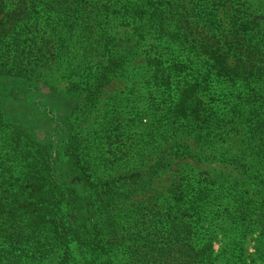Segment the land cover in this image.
I'll use <instances>...</instances> for the list:
<instances>
[{"label":"trees","instance_id":"16d2710c","mask_svg":"<svg viewBox=\"0 0 264 264\" xmlns=\"http://www.w3.org/2000/svg\"><path fill=\"white\" fill-rule=\"evenodd\" d=\"M126 78L146 107L125 97L128 110L114 102L90 126ZM200 122L208 149L240 124L263 141L264 0H0V264H264L247 254L258 227L230 173L179 167L153 209L133 200L141 175L101 169L126 161L111 150L139 125L149 145L190 157ZM212 160L249 174L228 154ZM248 180L264 215V178Z\"/></svg>","mask_w":264,"mask_h":264},{"label":"rangeland","instance_id":"374dc122","mask_svg":"<svg viewBox=\"0 0 264 264\" xmlns=\"http://www.w3.org/2000/svg\"><path fill=\"white\" fill-rule=\"evenodd\" d=\"M142 62V59L136 60V64H142ZM117 81L106 87L105 92L101 96L98 109L88 116L87 121L90 126L94 127V124L102 117L106 109L114 111L115 109L112 106L114 102L118 106L115 108H119L120 111L128 110L125 97L133 99V102L138 103L142 109L146 107L144 106L145 97L150 96V94H145L142 88H140L137 93H131L130 87L133 85H131L132 81H130L129 78L119 82ZM53 83L58 91H65L68 88L67 82L63 80L53 81ZM238 90L241 89L238 88ZM44 91H47V89H44ZM234 94L237 95L238 93L234 92ZM130 116L133 118L132 115ZM125 117L131 119L128 115H125ZM232 122L233 121L229 119L225 126L230 129ZM191 124L195 129L194 137L196 132L201 133L202 137H200V141L193 136L185 138L193 147L190 157L186 158L184 156H177L176 154L171 155L170 152L165 149L163 142L157 144L155 147L149 145V137L144 133L145 126H134L130 134H121L118 138L120 139L125 136L128 139L127 144L125 146L119 144L111 150L116 153L123 151L127 155L126 161L113 167L110 172V166L105 167V163H102L101 169L103 171L106 170L104 171V175L107 176L109 173L110 175L121 173L127 176L141 175V178H130L131 186L137 187L132 191V195L134 196L133 200H142L145 205L152 203L149 205V208L156 209L164 203L168 196V190L172 187L171 185L175 176L180 174V172L176 171L179 167L191 170L193 176H198L202 173L206 174V172L213 173L215 171L230 173L232 177H234V180L243 182V185H241L243 188L242 192L251 198L249 217L251 219L248 220V222L258 227L247 235L245 245L247 254L251 258L257 255L261 258L264 256V235L260 234L261 230L259 231V227L264 229V215H261L258 211L261 200L257 197L261 185L256 186L248 179L251 175H258L260 178H264V159L260 157L261 154L258 152L259 149H263L264 151V139L263 141H258L254 138H250L248 128L240 124L239 126L242 127V129L234 139L228 138V141L223 147L218 146L217 149H208L204 147L205 145L209 146L208 139L211 138L208 136L207 130H204L208 123L200 122L198 127L195 123ZM200 126H202V129ZM116 148L119 150H116ZM219 154H228L236 159L238 163H246V166H242V169L244 171L247 170L249 174H245L241 170L238 171L233 162L232 164L230 163V166L217 164L215 162L216 160L214 161L212 158L217 157ZM146 181L147 183L144 184ZM142 183L143 187H146L147 190L146 188L145 190H138V187H141ZM159 196L161 198L158 199L157 197ZM222 245H224V242H222ZM220 247V242H217L214 246L215 250H219ZM221 264H232V262H222Z\"/></svg>","mask_w":264,"mask_h":264}]
</instances>
